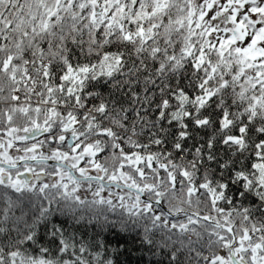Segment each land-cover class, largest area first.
Masks as SVG:
<instances>
[{
  "label": "snow or ice",
  "instance_id": "1",
  "mask_svg": "<svg viewBox=\"0 0 264 264\" xmlns=\"http://www.w3.org/2000/svg\"><path fill=\"white\" fill-rule=\"evenodd\" d=\"M133 252L264 264V0H0V264Z\"/></svg>",
  "mask_w": 264,
  "mask_h": 264
},
{
  "label": "trees",
  "instance_id": "2",
  "mask_svg": "<svg viewBox=\"0 0 264 264\" xmlns=\"http://www.w3.org/2000/svg\"><path fill=\"white\" fill-rule=\"evenodd\" d=\"M130 247H131V245H130ZM138 255H139V253H137V252H133L132 255H131V257H130V259H129V264H135V258H136V256H138ZM126 258H128V257H127V254H126L125 257H121V259H126Z\"/></svg>",
  "mask_w": 264,
  "mask_h": 264
},
{
  "label": "rangeland",
  "instance_id": "3",
  "mask_svg": "<svg viewBox=\"0 0 264 264\" xmlns=\"http://www.w3.org/2000/svg\"><path fill=\"white\" fill-rule=\"evenodd\" d=\"M113 191H117L116 189H113ZM106 194V193H105Z\"/></svg>",
  "mask_w": 264,
  "mask_h": 264
}]
</instances>
